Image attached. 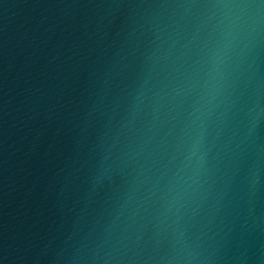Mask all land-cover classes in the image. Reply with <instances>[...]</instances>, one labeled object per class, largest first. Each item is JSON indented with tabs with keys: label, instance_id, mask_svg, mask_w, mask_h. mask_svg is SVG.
Listing matches in <instances>:
<instances>
[{
	"label": "water",
	"instance_id": "95a60500",
	"mask_svg": "<svg viewBox=\"0 0 264 264\" xmlns=\"http://www.w3.org/2000/svg\"><path fill=\"white\" fill-rule=\"evenodd\" d=\"M0 264H264V0H0Z\"/></svg>",
	"mask_w": 264,
	"mask_h": 264
}]
</instances>
